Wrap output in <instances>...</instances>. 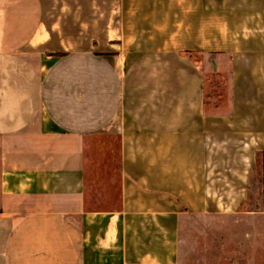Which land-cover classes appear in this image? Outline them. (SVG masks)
<instances>
[{
  "label": "crops",
  "instance_id": "crops-1",
  "mask_svg": "<svg viewBox=\"0 0 264 264\" xmlns=\"http://www.w3.org/2000/svg\"><path fill=\"white\" fill-rule=\"evenodd\" d=\"M119 2L151 25L0 0V264H174L185 216L264 213V0Z\"/></svg>",
  "mask_w": 264,
  "mask_h": 264
},
{
  "label": "rangeland",
  "instance_id": "rangeland-1",
  "mask_svg": "<svg viewBox=\"0 0 264 264\" xmlns=\"http://www.w3.org/2000/svg\"><path fill=\"white\" fill-rule=\"evenodd\" d=\"M80 4L79 14L82 17V6L87 0H76ZM77 10V9H76ZM143 11L144 17H149L157 9L120 6L119 0H95V24L97 36L103 39L104 35L114 34L120 31V16L129 14L134 21V14ZM161 10V9H160ZM165 20L175 15H183L181 7L162 8ZM131 22V23H132ZM87 25L81 24V30ZM116 43V42H115ZM228 79L224 75L210 72L206 82L207 100L220 102L226 99L228 94ZM98 154V153H97ZM260 181V176L257 177ZM255 200H249L242 206L249 209V213L241 212L237 215H187L180 222L179 246L177 259L174 264H264V213L263 193L261 183L255 186ZM256 209V210H253ZM219 227V231L218 230ZM237 235V236H235ZM233 236V238H232Z\"/></svg>",
  "mask_w": 264,
  "mask_h": 264
}]
</instances>
